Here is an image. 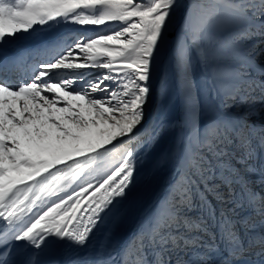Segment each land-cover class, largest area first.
Returning a JSON list of instances; mask_svg holds the SVG:
<instances>
[{"label":"snow or ice","instance_id":"6c2138e0","mask_svg":"<svg viewBox=\"0 0 264 264\" xmlns=\"http://www.w3.org/2000/svg\"><path fill=\"white\" fill-rule=\"evenodd\" d=\"M180 7L0 0V65L55 26L37 45L53 59L0 79V264H264V0H190L165 72ZM61 26L77 33L65 48ZM163 168V196L121 241L128 212L113 210Z\"/></svg>","mask_w":264,"mask_h":264},{"label":"bare ground","instance_id":"6f19581e","mask_svg":"<svg viewBox=\"0 0 264 264\" xmlns=\"http://www.w3.org/2000/svg\"><path fill=\"white\" fill-rule=\"evenodd\" d=\"M189 2L190 0H186L185 7H187ZM180 22L181 21H179L178 24L176 25L175 30L178 29ZM40 37L42 36L30 37L28 34H24L20 40L15 41L11 45L7 46L16 52H19L20 55L18 56V58L14 63L10 65H0V79H5L4 76L1 77V74L6 71L9 72L8 78L10 79L8 80L7 78L9 83L15 84L17 79H19L17 81V83H19L20 80L21 81L26 80L25 77H28V79H30L35 72L33 68L37 69L39 64L43 62H47L54 58V54H55L54 51L46 50V48H48L49 46H39V47L37 46ZM39 54H41L43 58L38 61L37 60L35 61L34 58L36 57V55ZM26 63L28 65H25ZM157 66L161 70L162 65L160 62L157 63ZM18 72H24L25 74L21 78L19 77L15 79V76ZM52 75H53V79L57 80L62 76L63 77L68 76V72L66 70H61L58 72H53ZM153 84L154 86H156L158 84V80L155 79L153 81ZM163 170H164V176L160 184V187H158L154 191V194L149 198V200L146 201V204L137 215L136 220L134 221L130 229L123 232V240H126L128 237L132 235L133 231L137 226L139 219L147 212H149V210L152 208V206L154 205L157 199L163 196L165 192V186L168 180L170 179V175H169L170 170L168 168H163Z\"/></svg>","mask_w":264,"mask_h":264},{"label":"rangeland","instance_id":"374dc122","mask_svg":"<svg viewBox=\"0 0 264 264\" xmlns=\"http://www.w3.org/2000/svg\"><path fill=\"white\" fill-rule=\"evenodd\" d=\"M179 3L181 4V7L176 10V15L173 18V24H172V26L169 29L170 34L166 38L165 44L162 45V47H161L160 55L157 57V63L158 62L161 63V65H162L161 70L165 71V72H167L169 70V59H170V55H171L170 47H171L172 38H173V36L175 35V32H176L175 27H176V25L178 24L179 21H182V19L184 17L182 15V13H183L184 9L186 8L185 7L186 0H179ZM70 27L71 26H68V27L61 26L59 29H56V31L64 34L63 43L60 46L61 48H65V47H67L68 45L71 44V39L69 37L77 35V33H75V32H70V30H69ZM54 28H55V26H53V28H48V27L39 28L38 27L35 32H32L31 34H28V35L30 37L43 36V34H45V33L52 32L54 30ZM42 58H43V56H41V54H39V55H36V57L34 59H35V61L36 60L38 61V60H40ZM25 65H28V64L26 63ZM33 70H37V69L33 68ZM98 71H103V70H98ZM98 71H97V74H98ZM24 74H25L24 72H18L16 74V76H15V79H17L19 77L21 78ZM8 75H9V72L6 71V72L1 74V77L4 76L7 79ZM25 78H26V80H24V81L29 80L28 77H25ZM63 78H65V76L64 77L62 76L59 79H63ZM69 78H71V77H69ZM9 79L10 78H8V80ZM59 79H57V80H59ZM18 80L19 79L16 80L15 84H17ZM154 80H155V78H154ZM20 82H21V80L19 81V83Z\"/></svg>","mask_w":264,"mask_h":264},{"label":"water","instance_id":"95a60500","mask_svg":"<svg viewBox=\"0 0 264 264\" xmlns=\"http://www.w3.org/2000/svg\"><path fill=\"white\" fill-rule=\"evenodd\" d=\"M185 11H186V9H184V11H183V13H182L183 16H184V14H185Z\"/></svg>","mask_w":264,"mask_h":264}]
</instances>
